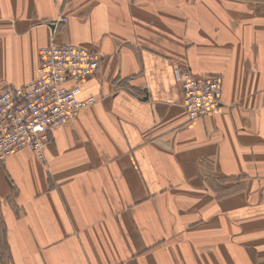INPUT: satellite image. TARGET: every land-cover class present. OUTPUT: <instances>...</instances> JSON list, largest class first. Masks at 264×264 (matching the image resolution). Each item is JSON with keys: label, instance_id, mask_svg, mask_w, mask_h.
Returning <instances> with one entry per match:
<instances>
[{"label": "crops", "instance_id": "1", "mask_svg": "<svg viewBox=\"0 0 264 264\" xmlns=\"http://www.w3.org/2000/svg\"><path fill=\"white\" fill-rule=\"evenodd\" d=\"M51 42L99 52L96 102L0 162L7 263L264 264V0H0V90ZM175 70L222 112L189 120Z\"/></svg>", "mask_w": 264, "mask_h": 264}, {"label": "built area", "instance_id": "2", "mask_svg": "<svg viewBox=\"0 0 264 264\" xmlns=\"http://www.w3.org/2000/svg\"><path fill=\"white\" fill-rule=\"evenodd\" d=\"M100 64L99 52L84 46L54 42L41 46L34 78L24 85L0 90V162L23 148L43 159L52 131L70 123L82 109L96 102L94 96L79 99L77 94L79 85ZM175 78L182 90L180 103L189 120L222 112V75L175 70Z\"/></svg>", "mask_w": 264, "mask_h": 264}, {"label": "rangeland", "instance_id": "3", "mask_svg": "<svg viewBox=\"0 0 264 264\" xmlns=\"http://www.w3.org/2000/svg\"><path fill=\"white\" fill-rule=\"evenodd\" d=\"M1 237V236H0ZM5 246L2 242V240H0V264H8V260L6 257V253H5Z\"/></svg>", "mask_w": 264, "mask_h": 264}, {"label": "trees", "instance_id": "4", "mask_svg": "<svg viewBox=\"0 0 264 264\" xmlns=\"http://www.w3.org/2000/svg\"><path fill=\"white\" fill-rule=\"evenodd\" d=\"M3 244H4V246H5V249H6V244H5V242H3Z\"/></svg>", "mask_w": 264, "mask_h": 264}]
</instances>
